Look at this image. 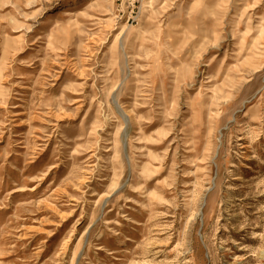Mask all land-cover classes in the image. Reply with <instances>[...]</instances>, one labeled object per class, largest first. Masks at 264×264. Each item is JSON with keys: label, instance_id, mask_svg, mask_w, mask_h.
Listing matches in <instances>:
<instances>
[{"label": "rangeland", "instance_id": "rangeland-1", "mask_svg": "<svg viewBox=\"0 0 264 264\" xmlns=\"http://www.w3.org/2000/svg\"><path fill=\"white\" fill-rule=\"evenodd\" d=\"M0 264H264V0H0Z\"/></svg>", "mask_w": 264, "mask_h": 264}]
</instances>
